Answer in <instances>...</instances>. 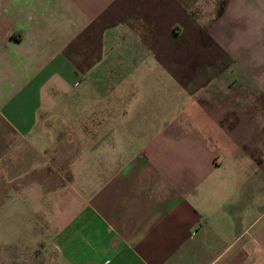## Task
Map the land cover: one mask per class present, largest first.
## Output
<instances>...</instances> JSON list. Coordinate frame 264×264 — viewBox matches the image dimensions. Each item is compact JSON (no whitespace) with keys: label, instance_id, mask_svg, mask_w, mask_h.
Masks as SVG:
<instances>
[{"label":"crops","instance_id":"crops-1","mask_svg":"<svg viewBox=\"0 0 264 264\" xmlns=\"http://www.w3.org/2000/svg\"><path fill=\"white\" fill-rule=\"evenodd\" d=\"M186 1L0 0V264H264V0Z\"/></svg>","mask_w":264,"mask_h":264},{"label":"rangeland","instance_id":"rangeland-1","mask_svg":"<svg viewBox=\"0 0 264 264\" xmlns=\"http://www.w3.org/2000/svg\"><path fill=\"white\" fill-rule=\"evenodd\" d=\"M221 0H187L186 3L192 6L198 16H214L217 12V5ZM262 89L244 83L234 84L227 82V85L214 86L201 95V101L210 107L219 108L239 107L245 112H264V97L260 94ZM71 140V137H69Z\"/></svg>","mask_w":264,"mask_h":264}]
</instances>
